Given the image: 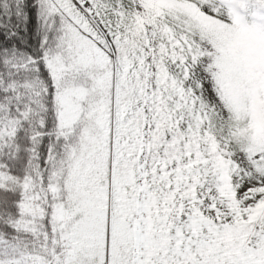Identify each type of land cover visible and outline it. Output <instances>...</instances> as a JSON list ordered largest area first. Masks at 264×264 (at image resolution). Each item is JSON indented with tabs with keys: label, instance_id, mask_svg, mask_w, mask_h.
Segmentation results:
<instances>
[{
	"label": "snow or ice",
	"instance_id": "6c2138e0",
	"mask_svg": "<svg viewBox=\"0 0 264 264\" xmlns=\"http://www.w3.org/2000/svg\"><path fill=\"white\" fill-rule=\"evenodd\" d=\"M0 264H264V0H0Z\"/></svg>",
	"mask_w": 264,
	"mask_h": 264
}]
</instances>
